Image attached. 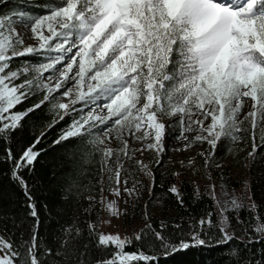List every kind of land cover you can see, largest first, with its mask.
<instances>
[{"label": "snow or ice", "instance_id": "snow-or-ice-1", "mask_svg": "<svg viewBox=\"0 0 264 264\" xmlns=\"http://www.w3.org/2000/svg\"><path fill=\"white\" fill-rule=\"evenodd\" d=\"M17 24L22 25L20 31ZM29 40L34 43H26ZM61 96L68 97L67 102L60 101ZM245 98H250L251 107L241 115ZM30 99V106H25ZM41 105L50 119L42 121L39 133L14 155L9 145L26 128L24 118ZM66 116L68 121L53 144L68 138H76L82 146L118 143L116 149L95 148L101 173L111 161L109 191L117 197L121 189L111 182L120 183L121 157L131 158L130 153L139 151L130 149L129 140L146 142L141 148L163 153L166 123L173 129L169 133L173 139L195 133L183 137L188 140L184 148L207 141V155L213 159L221 136L236 141L251 132L248 155H253L259 146L257 129L264 145V0H34L27 6L0 0V142L4 144L0 161L8 165L11 180L26 198L27 211L20 223L28 225V238L21 233L18 243L0 235V264H49L52 249L39 236L40 209L49 206L38 204L35 184L25 175H33L34 162L45 151L38 145ZM141 167L152 176L147 165ZM80 176L76 168L65 173L62 201L79 203ZM96 183L103 193V185ZM134 190L126 177L123 192L131 195ZM168 191L179 198L175 185ZM209 194L215 200V193ZM85 198L89 207L96 199ZM101 206L119 217L115 199L102 195ZM245 207L252 211L255 226L240 219ZM255 208L254 202L246 206L233 197L218 208L216 221L208 213L207 219L174 225L173 233L157 231L147 222L133 237L123 238L119 233H98L91 221L82 225L71 217V222L57 223L60 243L54 255L62 259L51 264H159L157 249L168 257L190 247L216 245L226 246V256L238 258L235 242L247 247L264 241V223ZM230 209L236 213L235 224L226 215ZM214 227L221 235L209 234ZM161 228L167 225L161 223ZM85 231L86 242L78 244ZM93 242L112 255L93 261L89 252ZM247 264H253L250 258Z\"/></svg>", "mask_w": 264, "mask_h": 264}, {"label": "trees", "instance_id": "trees-1", "mask_svg": "<svg viewBox=\"0 0 264 264\" xmlns=\"http://www.w3.org/2000/svg\"><path fill=\"white\" fill-rule=\"evenodd\" d=\"M28 0H9L10 5L18 3L19 5L27 6ZM31 11H39V9H31ZM21 58H14L19 60ZM34 60V58H32ZM32 100L25 103V106H30ZM26 128L18 134V138L14 139L9 145L13 154L15 155L18 147L26 146L34 135L38 134L42 129V121L50 119L47 109L41 105L40 109H35L29 113L27 117ZM64 121H60L57 126L47 132V139L38 147L45 148V151L39 156L38 160L34 162L35 167L33 175H25V178L30 184H35L34 194L39 205L47 204L49 208L40 209L41 227L39 229V236L44 238L45 243L52 249V254L47 257L49 264L52 261H59L62 257L55 256L57 248L59 247L60 233L56 231L57 223L64 221L71 222L70 218L75 217L82 225L86 221H91L95 230L100 233V223L103 215V207L101 206V197L99 195L100 184L96 181L101 180L102 173L100 172V153L95 150L96 147L91 145L82 146L76 138H68L61 140L58 144H53L52 141L57 139L60 135L61 129L65 127ZM216 153L224 154V147L219 143ZM4 154V144L0 142V157ZM73 168L79 169L81 176L79 183L82 189V196L78 204H73L71 200L64 202L61 199L63 194L62 186L65 182V173H68ZM10 168L6 163L0 161V235L11 239L14 243H18L21 238V233L24 234V239L28 238L27 223H20L26 214V198L23 192L10 178ZM7 173V174H6ZM152 176L145 179L143 186L148 190L152 198L156 200L162 212L166 213L164 221L159 218L152 217L150 220L151 226L157 231L173 233L177 231L174 225H186L188 223L198 222L202 217H207L211 213L210 219L217 220L218 208L223 207L221 203L217 205L215 200L209 194L210 191L204 187H197L191 181L181 179L178 173L168 172L160 173L151 170ZM154 177V181H153ZM238 188L239 181H233ZM87 186L85 190L83 186ZM175 185L179 190V198L176 193L168 191V189ZM249 194L244 204L250 205L255 203V214L259 217V221L264 223V169L261 171H253L252 179L248 185ZM87 196H94L95 201L91 202L86 199ZM183 203H180V201ZM74 209V210H73ZM51 213V216L48 213ZM233 224H235L236 213L231 209L226 213ZM253 213L249 208H242L239 212L241 220L248 221L255 226L256 221L252 219ZM30 219V218H29ZM19 223L17 227L16 224ZM161 223L167 225V228L162 229ZM142 226L141 229H143ZM139 229V232L140 230ZM210 235H221L219 228L208 229ZM227 231L231 232L229 228ZM250 232L253 228H249ZM239 234V233H237ZM133 237V236H132ZM39 239V237H38ZM87 240V232L85 231L80 238L78 244H83ZM229 243H233L230 241ZM239 252V257L226 256L223 250L226 246H194L188 249L179 251L175 254H170L164 257L160 254L159 249L156 250L159 256V264H247L249 258L256 264L259 260H264V241L252 242L245 247L243 243L235 242ZM89 244V252L91 259L110 257V251H101ZM127 247H134L126 246ZM145 251H147L145 249ZM87 259V257H85Z\"/></svg>", "mask_w": 264, "mask_h": 264}, {"label": "rangeland", "instance_id": "rangeland-1", "mask_svg": "<svg viewBox=\"0 0 264 264\" xmlns=\"http://www.w3.org/2000/svg\"><path fill=\"white\" fill-rule=\"evenodd\" d=\"M28 1V3L34 2V0ZM16 28L17 31H20L22 25L17 24ZM26 43H34V41L29 40L26 41ZM33 58V61L36 62L37 58ZM44 76H48V73H44ZM55 79L56 77L53 76L52 82H54ZM58 91H62V89ZM58 99L62 102H67L68 97L61 96L58 97ZM245 100L246 103L241 110V115L249 111L251 107L250 103L247 102L250 101V98H245ZM77 107H79V105H77ZM209 122L210 118L205 121V124L207 125ZM170 132H173V129H170L166 123L165 139H163L165 151L160 154L146 147L141 148V143L145 142L129 140L130 149H134L133 145H135V148L139 149V151H137L135 155H131L130 153L131 158L125 156L121 157L122 166L119 169L120 183L117 185L115 180L111 182L112 187H120L121 189V193L118 197L109 191L110 182L108 177L110 174L109 167H111V161H109V165L104 168L101 175L102 179L100 180V183L103 185V193H101L99 189V195L100 197L102 195L106 197V200L115 199L117 201V207L120 210V215L117 218L107 207H103L100 233H119L122 238L125 236L132 237L134 233L139 232L142 226H145V223L150 222L152 217L164 221L166 213L160 210L156 200L152 198L148 190L143 186V182L145 179H148L149 175L142 170V165H147L150 171L178 173L181 179L191 181L198 188H207L208 191L215 193L217 201H219L223 207L225 206V201L231 202L233 197L243 203L246 201L245 199H247V195L249 194L248 185L251 182L253 171H261L264 169V154H262V152H264V145L260 144L258 129L255 136V143L259 146L256 148V152L253 153V155H248V153L252 151L253 145V136L250 132L244 139L236 141L227 140L224 136H221L213 151L215 159L207 155L210 149V145H208L207 141L203 144L199 142L193 144L190 147L191 151L186 153H181V149L184 148L182 145L181 148L178 147L179 145H176V150L171 146L168 148L167 136ZM175 132L178 134L179 129H175ZM189 134H191L189 136L195 135V133ZM178 139H174L176 140V144H178ZM220 142L224 147V154L216 153V149ZM104 146H110L116 149L118 143L115 141H105V145H97L95 147L102 148ZM205 159L209 160L207 165H205ZM157 160H159V163H156ZM189 160H191V163H189ZM136 161L140 163L138 164ZM111 174L115 176L114 169ZM126 177L128 187L135 185V190L131 195L123 192ZM233 181L240 182L238 188L235 184H232ZM137 193H139L138 196ZM133 205H135L134 208ZM125 209L127 210L126 215L124 214ZM145 213L147 214V219Z\"/></svg>", "mask_w": 264, "mask_h": 264}, {"label": "bare ground", "instance_id": "bare-ground-1", "mask_svg": "<svg viewBox=\"0 0 264 264\" xmlns=\"http://www.w3.org/2000/svg\"><path fill=\"white\" fill-rule=\"evenodd\" d=\"M189 135H191V134H189L188 132H184L183 133V136L182 137H180L181 139H178L177 140V142H178V144H176V140H174V139H172L171 138V136L170 135H168L167 136V140H168V148L171 146V147H173L174 149L177 147L176 145H179L178 147H180L181 148V145L182 146H184L185 144H187L188 143V141L187 140H184V138L183 137H185V136H188L189 137ZM165 139V138H164ZM148 142H150V141H148ZM146 143V142H145ZM134 146V149H136L135 148V145H133ZM173 148H172V150H173ZM176 150V149H175ZM188 151H191V149H190V147H188V148H183V149H181V153L182 152H188ZM178 153V152H177ZM169 154V153H168ZM169 156V155H168ZM168 160V159H167Z\"/></svg>", "mask_w": 264, "mask_h": 264}]
</instances>
